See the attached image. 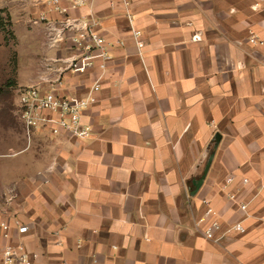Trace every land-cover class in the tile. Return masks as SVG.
I'll list each match as a JSON object with an SVG mask.
<instances>
[{
    "label": "crops",
    "instance_id": "1",
    "mask_svg": "<svg viewBox=\"0 0 264 264\" xmlns=\"http://www.w3.org/2000/svg\"><path fill=\"white\" fill-rule=\"evenodd\" d=\"M130 2L132 21L120 0L77 9L0 0L27 26L25 86L86 95L98 69L66 66L90 17L97 34L124 43L111 49L84 113L92 136L29 143L28 175L15 176L0 203V262L7 244L23 240L40 255L34 264H264V47L248 42L251 32L264 37V2ZM203 199L222 232L242 221L245 233L207 239L208 221L197 224ZM15 218L29 230L5 238L1 222Z\"/></svg>",
    "mask_w": 264,
    "mask_h": 264
},
{
    "label": "built area",
    "instance_id": "2",
    "mask_svg": "<svg viewBox=\"0 0 264 264\" xmlns=\"http://www.w3.org/2000/svg\"><path fill=\"white\" fill-rule=\"evenodd\" d=\"M58 4L59 0H53ZM70 7L77 9L86 4V0H69ZM130 21V0H120ZM264 0H258L262 3ZM115 3L113 2L112 5ZM41 20L44 17L40 18ZM97 24L95 18L90 17L83 27L76 28L71 38L73 48L76 53L67 62L66 69L73 74H85L93 67L98 69V73L92 82L87 93L83 97H74L62 94L56 86L49 88L39 85H27L19 89L17 105L20 113L21 124L25 137L30 143L35 135L44 134L48 136H69L78 140L89 139L92 136V128L83 122V116L88 109L93 95L100 90L107 62L112 58L110 52L115 46H122L121 40H108L100 36L94 30ZM132 32L136 44L142 48L140 41L141 32L132 26ZM248 42L252 46L264 47V37H259L251 32L248 36ZM232 178L228 179V183ZM244 183L248 179H243ZM230 199L235 195L230 194ZM205 211L197 220L198 226L208 223L203 228L204 236L215 242L221 243L223 236L230 231L245 233L246 228L242 221L236 222L222 232V227L217 213L208 199H203ZM243 211L247 210V204H239ZM15 228L21 236L28 232L29 227L18 218L11 222L2 221L1 228L5 238L11 237V228ZM39 253L29 251L23 242L19 240L16 244H7L1 253L0 264H34Z\"/></svg>",
    "mask_w": 264,
    "mask_h": 264
},
{
    "label": "rangeland",
    "instance_id": "3",
    "mask_svg": "<svg viewBox=\"0 0 264 264\" xmlns=\"http://www.w3.org/2000/svg\"><path fill=\"white\" fill-rule=\"evenodd\" d=\"M19 14L12 17L8 11L0 13V203L13 194V188H7L13 178L28 175L25 151L29 142L17 105L19 89L28 79V60L24 58L27 52H22L27 49L28 37L24 33L27 26L14 22Z\"/></svg>",
    "mask_w": 264,
    "mask_h": 264
},
{
    "label": "water",
    "instance_id": "4",
    "mask_svg": "<svg viewBox=\"0 0 264 264\" xmlns=\"http://www.w3.org/2000/svg\"><path fill=\"white\" fill-rule=\"evenodd\" d=\"M195 183H196V182H195ZM200 184H201L200 182L197 183V189L200 187Z\"/></svg>",
    "mask_w": 264,
    "mask_h": 264
},
{
    "label": "trees",
    "instance_id": "5",
    "mask_svg": "<svg viewBox=\"0 0 264 264\" xmlns=\"http://www.w3.org/2000/svg\"><path fill=\"white\" fill-rule=\"evenodd\" d=\"M3 12V10H0V13Z\"/></svg>",
    "mask_w": 264,
    "mask_h": 264
}]
</instances>
